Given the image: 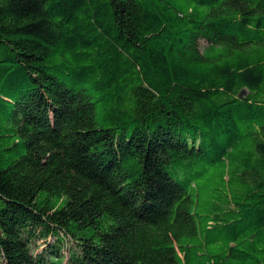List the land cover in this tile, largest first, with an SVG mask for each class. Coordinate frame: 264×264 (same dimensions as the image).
Wrapping results in <instances>:
<instances>
[{
  "label": "trees",
  "instance_id": "trees-1",
  "mask_svg": "<svg viewBox=\"0 0 264 264\" xmlns=\"http://www.w3.org/2000/svg\"><path fill=\"white\" fill-rule=\"evenodd\" d=\"M0 264H264V0H0Z\"/></svg>",
  "mask_w": 264,
  "mask_h": 264
}]
</instances>
